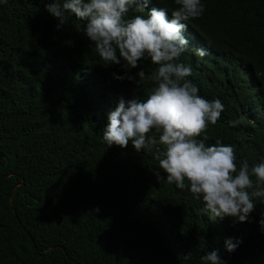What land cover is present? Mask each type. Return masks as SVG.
Here are the masks:
<instances>
[{"label": "trees", "instance_id": "trees-1", "mask_svg": "<svg viewBox=\"0 0 264 264\" xmlns=\"http://www.w3.org/2000/svg\"><path fill=\"white\" fill-rule=\"evenodd\" d=\"M46 2L0 3V264H185L189 252L187 264H203L214 249L225 264H264L260 199L245 222L213 218L187 187L156 180L154 148L105 143L118 100L143 101L154 86L113 74L156 66L106 65L85 22L69 14L57 29ZM201 3L202 15L185 23L211 55L198 57L191 44L178 62L188 58L187 79L224 110L198 139L233 145L237 166L251 167L264 162V0ZM152 7L170 17L177 6ZM234 235L241 243L228 253Z\"/></svg>", "mask_w": 264, "mask_h": 264}, {"label": "clouds", "instance_id": "clouds-1", "mask_svg": "<svg viewBox=\"0 0 264 264\" xmlns=\"http://www.w3.org/2000/svg\"><path fill=\"white\" fill-rule=\"evenodd\" d=\"M150 1L48 0L45 11L56 20L57 29L65 26L69 14L84 21V35L106 65L123 62L136 69L148 59L156 66L148 74L143 69L134 76L113 74L117 80L127 78L134 83L147 79L154 86L143 101L135 97L118 100L102 130L105 143L126 148L131 142L137 152L154 148L158 168L153 174L159 183L174 184L181 190L187 187L213 218L235 217L245 222L255 210L256 200L264 203V162L250 167L242 161L238 167L233 145L217 142L206 146V138L198 139L209 124H216L224 105L219 99L208 101L200 96L187 79L192 72L188 58L178 62L191 44L198 57L211 55L200 32L185 23L202 15L201 0H174L177 7L170 17L164 8L149 9ZM133 9L136 13L146 9L147 15L130 14ZM188 33L193 34L189 37ZM259 223L264 227V218ZM240 243L238 235L226 239V251H235ZM190 258V252L184 255L185 264ZM200 259L203 264H225L215 249Z\"/></svg>", "mask_w": 264, "mask_h": 264}]
</instances>
